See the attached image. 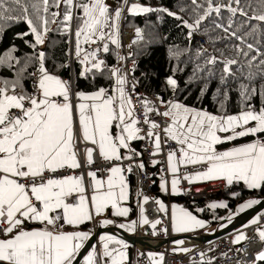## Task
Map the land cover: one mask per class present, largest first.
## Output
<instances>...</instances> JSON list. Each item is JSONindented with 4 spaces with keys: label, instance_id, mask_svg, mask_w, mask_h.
Instances as JSON below:
<instances>
[{
    "label": "snow or ice",
    "instance_id": "obj_1",
    "mask_svg": "<svg viewBox=\"0 0 264 264\" xmlns=\"http://www.w3.org/2000/svg\"><path fill=\"white\" fill-rule=\"evenodd\" d=\"M191 3L196 19L192 24L183 22L192 30L189 36L203 21L215 15L220 22L214 21V28L225 33L218 39L238 41L231 49L243 60L220 61L211 56L205 62V66L224 64V75L220 78L223 85L229 76L236 78L233 65L247 81L240 83L245 107L238 114L216 116L158 96L156 101L142 97V111L137 115L132 93L138 82L129 90L128 74L123 68L110 66L105 59L98 58V54L110 52L109 43L121 47L118 22L127 0H121L115 10L105 0H0V31L8 21L23 20L35 38L32 45L35 48L45 43L47 34L53 31L50 25L55 24L57 31L75 37L69 55L81 65L78 77L88 79L90 75L108 72L107 78L114 81L111 91L101 87L91 93L74 92L71 82L46 68L44 51L27 57L15 70L14 80H0V225H3L0 227V264H74L90 239V232L60 231L65 224L79 226L108 210L115 216H128L130 209L122 206L129 198L125 173L132 172L131 162L141 155L133 146L134 141L148 139L152 156L161 154L162 136L163 143L174 142L176 147L166 154L167 170L174 177L180 166H205L203 171L183 176L189 183L223 180L227 185L243 182L249 189H264V84L256 86L258 81H264V0H203L202 3L191 0ZM159 10L176 15L168 9ZM128 11L137 14L157 9L132 4ZM225 11L229 14L227 23L223 22ZM237 17L243 19L238 21ZM136 35L143 39L140 29H136ZM248 37L254 42H249ZM172 55L178 58L179 52L174 51ZM117 57L126 59L119 53ZM15 64L20 61L11 52L0 56V67L12 69ZM33 66L36 70L29 72ZM59 67L66 69L69 65ZM197 70L204 71V68L197 66ZM212 74L209 69V75ZM26 76L35 78L34 93L24 90ZM167 84L173 91L177 88V80L171 76ZM206 90L207 85L202 94ZM254 97L261 98L258 108L251 103ZM157 105L163 106V110ZM152 115L159 116L162 123L151 119ZM249 136L255 137L250 143L217 151L219 144ZM97 158L108 162L106 179L97 177L98 169H94ZM117 161L130 163L124 166ZM135 166L141 170L145 167L142 162ZM179 183L180 178L172 179L173 194L179 191ZM161 188L167 190L166 184L162 183ZM143 199L144 203L148 202V197ZM156 203L164 210L163 203ZM258 203L259 200H251L241 210ZM144 211L141 208L140 223L149 224ZM26 222L43 226L29 229L25 227ZM111 223L104 220L102 226ZM160 223L156 220L151 226L155 229ZM171 223L175 232L205 227L204 221L175 206ZM251 223L258 224L259 220ZM136 225L137 221H132L119 227L134 231ZM257 233L264 241V230L258 229ZM100 239L102 251L98 253L93 248L84 257V264H124L127 257L121 249L128 245L109 235H102ZM246 239L240 233L233 243ZM113 242L121 245V249L110 248ZM258 259L264 260V251Z\"/></svg>",
    "mask_w": 264,
    "mask_h": 264
},
{
    "label": "trees",
    "instance_id": "obj_2",
    "mask_svg": "<svg viewBox=\"0 0 264 264\" xmlns=\"http://www.w3.org/2000/svg\"><path fill=\"white\" fill-rule=\"evenodd\" d=\"M198 2L202 3L203 0H198ZM142 3L149 5L152 9H157V11L137 16L131 14L126 20V27L140 29L143 37V39L135 38L133 41L136 42L132 43V58L137 62L134 78L138 82V86L148 93L159 95L164 100L173 96L180 103L194 109H202L216 116L238 114L245 107L240 96V83H247V81L243 79L237 66H232L236 78L229 76L226 85L221 84L220 79L224 75L222 62L205 66V62L212 56V52L217 55L220 61L225 58L243 60V58L236 57L231 49V45L238 41L218 39L225 35L221 29L214 28L213 22H220L219 18L215 15L209 17L189 36V32L192 30L186 27L183 22L187 21L192 24L196 19L191 10L194 7L191 0H142ZM159 9H168L176 15L170 16L167 12ZM77 13L82 14L80 10H77ZM228 15L226 11L223 13L224 23H227ZM177 16L180 19H177ZM236 19L239 21L243 18L237 17ZM50 27L53 31L47 34L45 43L33 48L35 38L25 21H8L5 24L3 31H0V56L11 52L16 60L20 61V64H15L12 69L0 67V80H14L15 70L20 68L27 57H34L40 51L46 53V68L54 74L60 73L63 68L59 66L66 64L68 60L69 35H65L62 30L57 31L55 24ZM25 33L28 34L24 35ZM198 37L207 42L212 52H202ZM247 39L249 42H254L251 37ZM109 48L110 52L103 54V59L108 65L115 66L117 64L116 47L109 45ZM174 51L179 52L178 58L172 55ZM197 66L204 68V71H198ZM80 69L81 65L76 63L73 78L76 92L90 93L101 87L108 88L113 84V80L107 78L110 75L108 72L97 73L94 77L90 75L88 79H85L78 77L77 73ZM209 69L213 73L211 76ZM35 70V66L28 69L29 72ZM246 72L247 69H245V74ZM170 76L177 80L175 91L167 84V79ZM64 78L69 79L68 70H65ZM31 80L32 76H26L23 80L24 90L28 93H30ZM260 84H264V81H258L256 86L258 87ZM206 85L207 90L202 94L201 90ZM225 93H227V99H225ZM251 103L258 108L261 106V98L254 97ZM254 139L255 137L251 136L245 137L228 143V146ZM135 185H137L136 182L131 178L132 189ZM151 192L161 202L168 201L171 204L181 205L196 217L204 220L213 229L210 233L225 228L239 214L236 210L237 205L251 199L264 200V189H249L241 182L229 185L228 190L223 194L204 199H190L182 193L168 196L160 190L157 181L153 182ZM218 197L225 199L226 207H210L213 200ZM235 212L236 215L227 220L228 215ZM131 215L133 216L134 213ZM87 226L89 225L83 227ZM253 264H264V260H258Z\"/></svg>",
    "mask_w": 264,
    "mask_h": 264
},
{
    "label": "built area",
    "instance_id": "obj_3",
    "mask_svg": "<svg viewBox=\"0 0 264 264\" xmlns=\"http://www.w3.org/2000/svg\"><path fill=\"white\" fill-rule=\"evenodd\" d=\"M132 4H142V0H127V4L124 6V11L122 12L121 18L118 22L119 24V39H120V48H116L117 53L120 56L126 57L125 60H119L117 57V61L120 62V67L123 68L124 72L128 74V88L131 90V85L136 83V79L134 78V70L136 67V61L132 58L133 47L132 43L135 38H137L136 30L126 27V20L131 15L128 11V7ZM121 5V0H114L113 4L110 5L112 10H115L117 7ZM107 31V29H106ZM201 40V42L199 41ZM199 47L202 52H212L209 48L207 42L198 37ZM74 44V36H69V51H68V60L67 63L69 67L66 69L69 72V81L73 84L74 89V68L75 64L78 63L74 56H70L69 52L73 48ZM85 48L90 50L88 45L84 46ZM96 45H91V48H95ZM131 54V56L129 55ZM212 56L217 55L212 52ZM98 58L103 59V53L98 54ZM79 64V63H78ZM35 78L32 77L30 84V93H34L35 91ZM114 87L113 84L108 87L109 91ZM159 95L154 93H148L142 88L138 86L136 83L135 92L132 93V100L137 109V115L141 114V105L140 99L142 97H146L148 100L156 101ZM160 97V96H159ZM175 100L173 96L169 97L166 101ZM77 102L74 98V103ZM160 107V110H163V106L157 105ZM143 118L142 115L140 117ZM151 119L161 122V118L156 115H152ZM147 126H145V130ZM162 136V152L159 155L152 156L150 153L152 151V144L148 139L140 141L141 144V155L139 162H142L145 167L141 170L136 167L135 160L132 163V172L125 173L126 176L135 175L136 184L139 191L143 194V196L148 197V202L143 203L141 208H143L144 215L148 218L149 224L137 225L135 230L136 233L133 234L137 236L142 241H146L153 247H157L165 240H169L173 238L172 233V223H171V215L169 205L170 202L164 205V210L159 209V205L156 201H160L156 196L151 192V187L155 179H162L164 182L168 183L170 180V172L167 170V161L166 154L169 150L176 147L174 142L169 141L168 143H163ZM84 147V145H82ZM159 161L155 166L152 161ZM97 164L94 166V169H98L97 174H99L102 178H105L108 175L107 167L108 162L102 161L97 158ZM117 164H123L127 166L130 162L128 161H117ZM137 163V164H138ZM156 167V168H154ZM205 166L203 165H190V166H180L179 173H177L176 177L180 178V183L178 184L180 193L184 194L187 198L190 199H204L214 195H220L225 193L229 185L226 184L223 180H211V181H195L194 183H189V181L183 179V176L188 174H194L199 171H203ZM202 189V191H200ZM167 192H169V188H167ZM161 202V201H160ZM259 220L258 224H252L253 220ZM156 220H160L161 223L156 226L155 229L152 228V223ZM94 225V222L92 223ZM264 226V210L258 213L256 216L251 218L249 221L245 223L243 227V233L248 237V239L242 241L241 243H233L236 235L234 232H231L227 235H223L214 239L213 241L206 244H198L194 243L191 240H183V242L179 245V250L174 251L172 243L163 245L159 248V252H161L162 257L159 264H253L256 262V255L261 252L264 248V241L259 239L257 230L262 229ZM3 227V225H0ZM165 229L167 231H165ZM95 232V225H94ZM156 233L153 235V233ZM132 264H153L149 262H145L143 259L144 250L134 247ZM181 249H189V251H181Z\"/></svg>",
    "mask_w": 264,
    "mask_h": 264
},
{
    "label": "crops",
    "instance_id": "obj_4",
    "mask_svg": "<svg viewBox=\"0 0 264 264\" xmlns=\"http://www.w3.org/2000/svg\"><path fill=\"white\" fill-rule=\"evenodd\" d=\"M109 45H111V43H109ZM115 66L120 67V62L117 61V64ZM56 75H59V73L56 74ZM61 78L64 79L63 77H61ZM93 92H95V91H93ZM220 135L221 136H227V135H230V133H220ZM242 138H245V137H240L238 139H242ZM238 139H236V140H238ZM233 141H235V140H233ZM233 141H227V142H225L223 144L217 145L216 146L217 151H221L222 152V151L230 150L233 147L241 146V145L250 143L253 140L248 141V142H243V143H240V144H234V145L228 146V143H231ZM132 143H133V146L137 149V151L141 153V144H140V141H134ZM122 151H124V153L127 154L126 150H122ZM139 159H140V156L134 158L136 164L139 162ZM154 168H156V167H154ZM97 177L98 178H101V179H106L107 178V176L105 178H102L99 174H97ZM126 178H127L128 185H129V188H128L129 198H128V200L126 202H124L122 204V206L128 207L130 209L128 216H126V217H124V216H115V215L112 214V210H108L105 213H103L102 215L95 216L92 221L86 222L85 224H82V225H79V226H71V225L65 224L64 227L60 229V231H65V232H74V231L90 232V236H91L93 234V232H94V225H95V230L96 229H104V228H114V229H117V230H121V231H123L124 233H126L128 235L135 234L136 233V230L131 231V230H128L126 228H121V227H119V225H121V224L127 225V224L131 223L132 221H137V225H144V224H141L140 223L141 206L144 203V199H143L144 196L139 191L137 185H135L134 188L132 189V186H131V178L136 182L135 175H132V177L131 176H126ZM173 178H177V177H174L173 174L170 172V180L168 181V183L164 182L162 179H155L154 181H157L158 182V186H159L160 190L162 192H165L166 195H168V196L169 195L181 194L180 193V190L176 194H173L172 193V191H171V181H172ZM162 183H165L166 184V188H169V192H167V190H164V189L161 188V184ZM241 183L244 184L243 182H241ZM178 189H179V187H178ZM219 200H221V199H219ZM161 203H163V202H161ZM166 203L167 202H165L163 204L165 205ZM218 204H224L225 205V201H223V202L219 201ZM243 205H244V203L239 206L240 207V210L238 211L239 213H241V212H243V211L251 208V207H245V208H243V210H241V206H243ZM174 206L176 208H183L181 205H177V204H174V203L171 204L170 203L169 209H170V215H171V217H172V211H173V207ZM185 210H187V209H185ZM132 213H134L133 216L131 215ZM235 215H236V212L233 213V214H231V218H233ZM196 218L199 219V220H202V219H200L198 217H196ZM104 220H111L112 223L111 224H108V225H105V226H102V221H104ZM202 221H204V220H202ZM93 222H94V225L92 224ZM25 225L28 226V227H26V226L25 227L26 228H29V229H32V228H40V227L43 226V225H41L39 223H36V222H26ZM85 225H89V226H87L86 228H84L83 226H85ZM206 225L208 226V224L205 222V227H203V228H197V229H195L193 231H189V232H175V231H173V228H172L173 238L174 237H177V236H186V235L196 236V235H202V234H213L214 232L210 233L211 228H212L211 226H209L210 227L209 231H208V229L205 230ZM31 226H33V227H31ZM218 230H220V229H217L216 231H218ZM262 230H264V226L262 227ZM233 232H234V234L236 236H238L240 233H243V229L242 228H239V229H236ZM102 235H109V236L115 237V239H117V240H123L128 245V247L126 249H121V245L116 244L114 242L110 244V248H117V249L123 250L126 253V257H127L126 260L124 261V264H132V257H133V252H134V249L135 248L130 243L126 242L123 238H121L118 233H115V232L100 234L98 236V238H97L96 244L91 248V250L89 252H91L93 250V248H95V250L98 253L102 251L103 241H101V239H100V237ZM182 242H183V240L174 241L172 243L173 250L174 251H178L179 248H180L179 245ZM262 251H264V248H263ZM88 253L86 254V256L88 255ZM259 253L256 255V261L260 260V259H258ZM142 256H143V259H144L145 262H149V263H153V264H159L160 261H161L162 254H161V252H155V251L147 252L146 251V252H144V254ZM80 264H84V258L82 259V261L80 262Z\"/></svg>",
    "mask_w": 264,
    "mask_h": 264
},
{
    "label": "water",
    "instance_id": "obj_5",
    "mask_svg": "<svg viewBox=\"0 0 264 264\" xmlns=\"http://www.w3.org/2000/svg\"><path fill=\"white\" fill-rule=\"evenodd\" d=\"M65 68H63L59 76L64 77ZM262 210H264V200L260 201V203L252 205L251 208L239 213L236 215L233 220L223 229H220L213 234H202V235H196V236H177L174 238H171L169 240L163 241L161 244H159L157 247H153L148 243H145L144 241L137 238V236L134 235H128L124 233L121 230H117L114 228H104V229H96L95 232L90 236V239L85 243L84 248L80 250V254L77 256L76 261H74V264H80L82 259L86 256V254L91 250V248L96 244L97 238L100 234L103 233H118L121 238H123L126 242L130 243L133 247L139 248L141 250L147 251V252H159V248L166 244H171L174 241L177 240H191L194 243L198 244H206L214 239L221 237L223 235H227L236 229H239L245 225L247 221H249L251 218L256 216L258 213H260Z\"/></svg>",
    "mask_w": 264,
    "mask_h": 264
},
{
    "label": "rangeland",
    "instance_id": "obj_6",
    "mask_svg": "<svg viewBox=\"0 0 264 264\" xmlns=\"http://www.w3.org/2000/svg\"><path fill=\"white\" fill-rule=\"evenodd\" d=\"M105 2L110 6L111 4H113V2H114V0H105ZM140 6H142V7H149V8H151L149 5H146V4H139ZM147 13H149V12H147ZM130 14H132V15H134V16H137V15H143V14H146V13H137V14H133V13H131L130 12ZM74 39H75V37H74ZM199 41L201 42V40L199 39ZM85 46V45H84ZM226 135V134H225ZM219 199H221V200H219ZM252 200V199H251ZM251 200H248V201H246L245 203H244V205L245 204H247V202H249V201H251ZM219 201H221V202H223V201H225V199H223V198H216V199H214L213 200V203L214 204H217V205H219L218 203H219ZM212 203V204H213ZM241 204H239V205H237V207H236V209H237V211H239L240 210V206ZM184 208V207H183ZM215 208H219V207H215ZM241 208H242V206H241ZM231 218V214L230 215H228V217H227V220L228 219H230ZM206 229H208V231H209V229H210V227H209V225L207 226L206 225V228H205V230ZM213 229L211 228V231H212Z\"/></svg>",
    "mask_w": 264,
    "mask_h": 264
},
{
    "label": "bare ground",
    "instance_id": "obj_7",
    "mask_svg": "<svg viewBox=\"0 0 264 264\" xmlns=\"http://www.w3.org/2000/svg\"><path fill=\"white\" fill-rule=\"evenodd\" d=\"M200 191H202V189H200ZM145 243H147V242L145 241Z\"/></svg>",
    "mask_w": 264,
    "mask_h": 264
},
{
    "label": "clouds",
    "instance_id": "obj_8",
    "mask_svg": "<svg viewBox=\"0 0 264 264\" xmlns=\"http://www.w3.org/2000/svg\"><path fill=\"white\" fill-rule=\"evenodd\" d=\"M67 70V69H66ZM64 78V77H63ZM65 79V78H64Z\"/></svg>",
    "mask_w": 264,
    "mask_h": 264
}]
</instances>
